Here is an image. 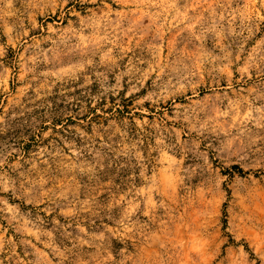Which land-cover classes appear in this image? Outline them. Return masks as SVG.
Masks as SVG:
<instances>
[{
	"label": "rangeland",
	"instance_id": "374dc122",
	"mask_svg": "<svg viewBox=\"0 0 264 264\" xmlns=\"http://www.w3.org/2000/svg\"><path fill=\"white\" fill-rule=\"evenodd\" d=\"M0 264H264V0H0Z\"/></svg>",
	"mask_w": 264,
	"mask_h": 264
}]
</instances>
